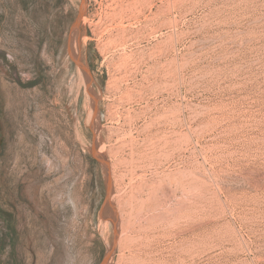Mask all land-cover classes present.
Returning <instances> with one entry per match:
<instances>
[{
  "label": "rangeland",
  "instance_id": "rangeland-1",
  "mask_svg": "<svg viewBox=\"0 0 264 264\" xmlns=\"http://www.w3.org/2000/svg\"><path fill=\"white\" fill-rule=\"evenodd\" d=\"M0 264H264V0H0Z\"/></svg>",
  "mask_w": 264,
  "mask_h": 264
},
{
  "label": "water",
  "instance_id": "water-1",
  "mask_svg": "<svg viewBox=\"0 0 264 264\" xmlns=\"http://www.w3.org/2000/svg\"><path fill=\"white\" fill-rule=\"evenodd\" d=\"M115 232H116V229H115Z\"/></svg>",
  "mask_w": 264,
  "mask_h": 264
}]
</instances>
